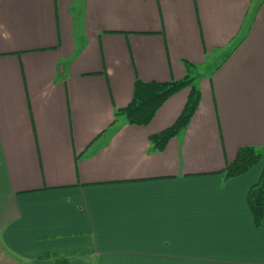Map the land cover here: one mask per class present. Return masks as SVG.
I'll list each match as a JSON object with an SVG mask.
<instances>
[{
    "label": "crops",
    "instance_id": "obj_1",
    "mask_svg": "<svg viewBox=\"0 0 264 264\" xmlns=\"http://www.w3.org/2000/svg\"><path fill=\"white\" fill-rule=\"evenodd\" d=\"M186 79L148 126L117 115L137 80ZM244 147L264 151V0H0V264H264V164L223 176Z\"/></svg>",
    "mask_w": 264,
    "mask_h": 264
},
{
    "label": "trees",
    "instance_id": "obj_2",
    "mask_svg": "<svg viewBox=\"0 0 264 264\" xmlns=\"http://www.w3.org/2000/svg\"><path fill=\"white\" fill-rule=\"evenodd\" d=\"M192 80L162 84L157 82H136L134 98L131 104L119 111L117 115L124 116L125 121L131 125L148 126L154 119L158 110L172 96L186 87H190ZM200 93L192 88L187 105L173 127L154 136L151 141L157 150H163L169 139L185 130L198 109ZM264 158V151L255 147L242 148L234 164L224 171L226 180L240 177L250 171ZM248 202L255 224L259 227L264 220V169L256 184L252 186L248 195Z\"/></svg>",
    "mask_w": 264,
    "mask_h": 264
},
{
    "label": "rangeland",
    "instance_id": "obj_3",
    "mask_svg": "<svg viewBox=\"0 0 264 264\" xmlns=\"http://www.w3.org/2000/svg\"><path fill=\"white\" fill-rule=\"evenodd\" d=\"M254 11V10H253ZM252 11V12H253ZM264 164V158L258 163V164H256L255 166H254V168H256L257 166H260V165H263Z\"/></svg>",
    "mask_w": 264,
    "mask_h": 264
}]
</instances>
